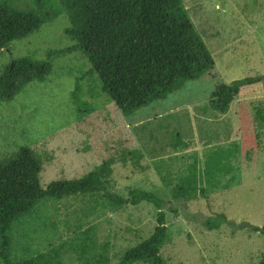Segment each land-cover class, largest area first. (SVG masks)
<instances>
[{"label":"rangeland","instance_id":"rangeland-1","mask_svg":"<svg viewBox=\"0 0 264 264\" xmlns=\"http://www.w3.org/2000/svg\"><path fill=\"white\" fill-rule=\"evenodd\" d=\"M183 2L214 56L211 70L125 115L100 90L82 51L62 53L52 59L45 81L0 101V160L21 145L35 148L48 158L41 174L46 187L82 177L114 156L110 190L127 195L129 187L139 186L168 197L169 238L161 249L167 264H260L264 234L252 225H264V0ZM68 25L65 11L14 40L0 50V73L13 59H46L48 49L72 45ZM248 76L258 80L242 87L227 112L208 108L219 83ZM134 149L141 152L139 164L130 154ZM180 185L189 189L183 196ZM157 213L147 201L113 206L103 190L49 198L15 221L11 256L21 261L63 245L59 264H119L127 248L154 231ZM221 213L229 221L208 229L204 221ZM88 227L94 229L92 244L82 255L80 233Z\"/></svg>","mask_w":264,"mask_h":264},{"label":"trees","instance_id":"trees-1","mask_svg":"<svg viewBox=\"0 0 264 264\" xmlns=\"http://www.w3.org/2000/svg\"><path fill=\"white\" fill-rule=\"evenodd\" d=\"M65 11L70 20L65 33L75 42L65 48L48 49L46 59L27 55L6 64L0 73V101L9 102L30 83L45 81L53 69L54 57L77 50L89 59V72L98 74L100 90L125 115L167 98L187 80L200 78L215 66L214 56L183 0H0V50L40 30ZM81 79H77L74 96L78 103ZM257 80L258 77L248 76L231 84L219 83L210 95L208 108L227 112L242 87ZM130 154L139 164L140 150L134 149ZM122 159L127 161L126 151ZM47 161V157L28 145H21L18 151L0 160V259L4 264H59L63 245L14 261L11 234L15 221L33 213L49 198L101 190L113 206L147 201L158 210L154 231L127 248L119 264H167L161 252L169 238L166 194L139 186L129 187L127 195L110 190L114 156L105 158L82 177L60 178L43 187L41 174ZM188 191L183 185L178 188L182 196ZM228 221L226 214L221 213L209 217L204 224L212 230ZM252 229L264 234V225H252ZM93 230L88 227L80 233L82 255L91 247ZM104 260L101 264H107ZM260 264H264V258Z\"/></svg>","mask_w":264,"mask_h":264}]
</instances>
